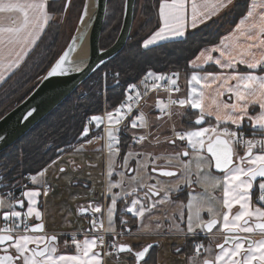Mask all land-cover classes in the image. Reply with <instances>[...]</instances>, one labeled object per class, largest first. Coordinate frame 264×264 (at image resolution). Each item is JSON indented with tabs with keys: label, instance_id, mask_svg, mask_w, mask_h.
I'll use <instances>...</instances> for the list:
<instances>
[{
	"label": "snow or ice",
	"instance_id": "snow-or-ice-1",
	"mask_svg": "<svg viewBox=\"0 0 264 264\" xmlns=\"http://www.w3.org/2000/svg\"><path fill=\"white\" fill-rule=\"evenodd\" d=\"M52 2L54 0H0V81H5L6 76L15 75L25 58L37 46L51 19L48 9ZM70 4L71 0H65V11ZM235 6L234 0H211L210 3L209 0H160V26L143 41L142 46L151 51L152 46L158 45L159 41H174L175 38L184 37L189 19L190 26L196 28L221 10ZM256 8L257 5L253 3L229 36L214 48H205L191 62V67L200 71H194L191 75L188 81L191 89L186 97L173 99L170 95L167 103H157L156 107L161 113L167 110L170 117L173 114L171 109L176 105L198 110L191 114L195 116L194 126L198 127L180 132L173 129L174 137L168 142L176 147H179L177 141L186 142L183 151L160 155L129 151L123 157L121 166L124 168L129 167L130 160L136 161V167L130 169L135 174L126 176L121 172L120 181L113 183L109 180L107 192L111 194V205L106 209L107 227L103 219L93 218L83 240L77 239V234L73 233L71 243L64 239L61 244L62 237L67 234H49L46 231L44 215L40 211L43 205L38 201L41 191L28 189L17 196L12 190L14 186L5 185L9 190L0 194V224L3 225L0 227V264H104L105 256L122 253L132 256L134 264H149L150 250L154 245L148 244L140 250H134L128 244H117L115 239L106 240V236L131 234V229L127 227L129 221L123 219L124 212L139 218L141 231H153L152 217L162 210L163 205L172 202L171 194L174 191H181L180 180L186 187L202 184L215 189L222 185V208L226 210L221 212L215 208L212 201L217 198L207 193V189L205 193H189L187 205H181V208L188 209L185 236L193 239L185 264H264V5H261L259 12ZM84 34L81 32L73 38L69 50L54 60L41 80L65 76L70 71H81L83 60L73 61L71 51L77 47V39H82ZM211 52H218L219 56L213 57ZM209 61H214L219 69L229 71H204L203 65ZM238 65L246 66L249 71H239ZM257 71L261 74H257ZM119 75L118 72L113 74L117 84ZM149 79L153 89H159L157 81H164L169 93L180 91L177 82L179 72L165 75L150 71L141 80L145 86L143 94L136 91L134 97L128 96L114 111L106 112V120L100 115H94L88 120V124L94 121L97 127L106 125L103 135H95L86 143L91 144L93 140L99 141L106 137L109 177L113 174L114 155L120 151V125H124L123 131L128 130L125 121L133 111V102L138 104L141 96L147 95ZM135 88V85H131L128 90L133 91ZM226 94L227 100L223 99ZM177 114L184 115L183 112ZM211 118H214V123ZM205 124L208 126H203ZM138 127H150L142 112L131 119V128ZM247 131H250V136L245 135ZM88 133L89 129L85 127L80 139L87 137ZM150 135L134 134L132 141L143 144ZM155 142L161 143L158 137ZM205 145L210 157L202 154ZM237 146L243 147L244 155L238 154ZM72 147L75 151L83 150V145L79 149ZM60 151L63 152V149ZM190 155L196 163L195 174L191 168L192 161L182 159ZM160 160L165 163L157 164ZM213 168L223 174L222 180L211 174ZM45 171L30 176L32 184L43 185ZM153 173H158V176ZM174 177L176 181L172 183H175V187L162 179ZM125 182L128 190L123 191L122 196L112 194L113 188L123 190ZM48 191L50 187L44 189L43 195L47 196ZM129 197L130 206L121 209V216L117 218L122 229L117 232V220L114 219L117 201ZM234 204L239 205L235 212ZM80 211H90L94 217L96 214L103 215L101 206L95 204L81 208ZM202 211L207 212L208 219L202 216ZM145 218L149 222L146 223ZM180 220L184 221L183 212ZM161 228L162 224L157 218L155 230ZM172 228L179 229V225H170L169 231ZM216 232L220 233L219 237ZM202 233L207 243L201 242ZM69 248H74V251L67 252ZM182 251L183 248H176L177 254Z\"/></svg>",
	"mask_w": 264,
	"mask_h": 264
},
{
	"label": "trees",
	"instance_id": "trees-1",
	"mask_svg": "<svg viewBox=\"0 0 264 264\" xmlns=\"http://www.w3.org/2000/svg\"><path fill=\"white\" fill-rule=\"evenodd\" d=\"M160 0H144L146 6L144 10L151 12L149 16H142L143 23L136 30L135 35L129 38L124 49L113 60L106 63L96 71L87 81L45 117L39 124L31 129L18 142L0 153V194L7 192L9 188L5 185L14 186L12 190L17 196L25 189L28 184L26 178L37 175L39 172L59 159L61 154L68 152L72 146L80 144V136L84 129L85 121L94 115L100 114L101 95L100 89L96 85L102 84L101 79L97 81V73H107L113 79V74L118 72L120 86H116L119 91L108 90L106 101L110 108L116 107L123 99L124 90L131 85H138L145 72H155L157 74H170L179 72V76L188 77L193 70L191 62L205 48L213 46L231 29L236 21L246 11V4L236 3L232 7L231 13L227 14V22H213L209 25L189 32L181 40L170 41L153 46L151 51L142 48L144 39L155 29H157V4ZM110 0L107 2L109 8ZM136 5V2H135ZM65 0L52 2L48 9L51 16L50 21L41 34V39L37 46L25 58V62L15 75L8 77L0 86V118L12 110L16 105L23 101L39 84L50 65L59 57L64 47L62 35L66 29L72 25L69 13L70 6L65 11ZM107 8V9H108ZM118 14L122 13V7L114 6ZM135 13V7H134ZM224 16L225 19L228 16ZM61 18L60 25L55 23V17ZM107 17V15H106ZM122 18L109 24L105 19L102 34L99 40L100 49L103 48L101 42L104 40L105 33H110L105 38L104 44L108 47L113 44L119 32ZM69 21V23L67 22ZM107 24V26H106ZM109 26V28H108ZM108 28V31H106ZM107 47V48H108ZM207 72H215L216 69L209 66L204 69ZM113 81H115L113 79ZM96 86V87H95ZM115 87V88H116ZM81 94H84L81 95ZM181 117V127L192 128L194 115L189 110L183 112ZM250 132V131H248ZM63 149V152L60 150ZM127 149L125 138L120 143V155L123 156ZM6 177V179H4ZM183 191V190H182ZM185 191H183L184 193ZM121 204L117 207L115 219L119 225L118 217L121 216ZM123 219L129 221V225L134 226L135 218L128 214H123Z\"/></svg>",
	"mask_w": 264,
	"mask_h": 264
},
{
	"label": "rangeland",
	"instance_id": "rangeland-1",
	"mask_svg": "<svg viewBox=\"0 0 264 264\" xmlns=\"http://www.w3.org/2000/svg\"><path fill=\"white\" fill-rule=\"evenodd\" d=\"M83 1L84 0H71L70 8L72 10L69 13V19L68 20L70 21V19H71L73 22H72V25L69 26L66 29V31L64 32V34L61 37L62 41H63V43L60 45L61 47L65 48L66 45L68 44L69 40L71 39L72 35H73L74 29L76 27L77 21L79 19L80 13H81V9H82V6H83ZM158 5H159V3L157 4L156 8L158 7ZM109 6H110L109 8L106 7L105 19L107 20V22L109 21V24H111L112 21H114L115 24H113V25H116V21L120 17L122 18V14L119 13L118 16H117V10L114 9V6H118L119 9H120V7H122V13H123L124 0H110ZM144 6H146V3H144V0H136L134 19H133L132 29H131L129 38L130 37L132 38L133 35H135L136 30L138 29L140 24L143 23L142 16L151 15V12H148V11L144 10ZM106 15H107V17H106ZM226 15H224V16H226ZM224 16L220 17L217 20L210 21V22L202 25L201 27L197 28L196 30H199V29H201V28H203V27H205V26H207V25H209L210 23H213V22H217L218 23V22H222L223 20H224V22H227L228 21L227 18L229 19V16L227 15L228 17L223 19ZM105 19H104V24H105ZM55 20H56L55 23L60 25L61 18L59 16H56ZM69 21H67V22L69 23ZM106 26H107V24H106ZM103 27H104V25H103ZM108 28H109V26H108ZM108 28H106V31H108ZM196 30H194V31H196ZM194 31H191V32H194ZM102 33L103 32H101V34ZM110 33H111V31H110ZM110 33H107V32L105 33V35L103 36L104 40H105V38L109 37ZM104 40L101 42V45H102L101 48H103L105 46V48L107 49L108 46L104 44ZM142 48H143V46H142ZM101 50H103V49H101ZM167 75H169V74H167ZM96 77H98L96 79L97 81H99L101 79V81L103 82V87H102V84L96 85L98 87V89H100V91H101L100 92V95H101L100 96L101 97V111H100V114H97V115L105 117V120H106V116H105L106 112L114 111L115 108L118 107L121 104V102H120L113 109L110 108V104H108L106 102L108 100L107 92H108V90H114L115 92H118L119 89L116 86H118V85L120 86V82L117 84V82L113 81V79L111 77H110L109 80H107V78L109 76L107 75V73H103V72H101L100 74L97 73L95 75V78ZM138 84H141V80L139 81ZM179 85H180V88H181V83L180 82H179ZM143 90L145 92L144 87H143ZM128 92H129V90H128V88H126L124 90V93H123V95H124L123 99L124 100L127 98ZM81 95L84 96V94H81ZM169 96H170V94H168L166 92H161V91L150 92V91H147V95H142L141 98L139 99V104H135L133 106V111H132V113L129 116H133L135 118V117L139 116L140 113L142 112L145 115L146 119L149 121L150 127H148V128L138 127L136 129H132L131 127L127 126V128H128L127 131H123L124 126L121 127L122 131L118 135L121 137V141L124 140V138H125L127 149H126V151H125L123 156L120 155V151L121 150L119 151V154L114 155V162L112 164L113 174H112L111 177L108 176V166H109V162L110 161L109 160L107 161V157H109V152L106 155H104L102 149H101V151L99 153L98 152H95V153L82 152L81 153V152H78V151L74 150V151H72V153L68 154L69 151L72 149L71 148L68 152H64V154L67 153L68 155H66L64 160L60 163V165L51 166L55 162H57L59 160L58 159L55 162H53L52 164L48 165L47 166L48 168L46 167L47 168V174H46V182L45 183H47L48 186L53 184L54 187H60V188L64 189L65 187L71 188V181H72V179H75V180H78L81 183H85L88 187L91 188V192L92 193L90 195V198L94 194L95 195L94 197H97V195H99V199H100L102 197L101 188H102L103 184L107 185V187H108V183H109L110 179H111V181L113 183H114V181L115 182L120 181L122 179V177L120 175L121 172L125 173L126 176H131V175L135 174V173H133L130 170V169L136 167V161L135 160H130L129 161V167L128 168H124V167L121 166L123 164V157L129 151L151 153L153 155H160L162 153L163 154H174L175 152L183 151L184 148L186 147V142L177 141V145H179V147L173 146L174 147L173 150L171 148H169L170 147L169 146L170 143L168 142L174 137L173 129H175L176 132H180V131L191 130L193 128V127L192 128L181 127L180 119H181V117L183 115H178L177 113L182 112L181 111L182 108L180 106H177V105L173 106V108L171 109V111L173 113L171 115V117L167 113L166 114H160V113L155 112L157 110L160 111V109L158 107H156L157 103L162 101V100L163 101H167L169 99ZM0 97H2V96L0 95ZM173 97L182 98V91L180 90V92L177 95L171 96V98H173ZM144 100H145V103H142ZM0 102L2 103V98H0ZM89 118L84 123V128L88 127V129H89L88 136L85 137L84 139H81L82 141L80 142V144L82 142L86 143L87 140L92 139L95 135H103L104 134V128H105L106 125H100L99 127H97L94 121H93L92 124H88ZM131 119H133V118L130 117L129 119H127L125 121V123L127 124V122L131 121ZM138 123H139V121H138ZM205 127H207V125H205ZM135 130L136 131H140L141 135H145L147 133H151V135L148 137V139L146 141H144L143 144H139V145H142V146H138L135 142L131 141L132 137L127 138L128 136L123 133V132H130L132 136L134 134L137 135V132H135ZM157 131H158V133L155 135V132H157ZM159 132H161V133H159ZM142 133H144V134H142ZM157 137L161 141V143L159 145L155 142ZM84 143H82V144H84ZM98 143L102 144L101 146L103 147V149H104V147L107 148L106 139L99 140V141L93 140V142L91 144H98ZM153 144H155V145L157 144V145L153 146ZM78 145H76V146H78ZM150 145L152 147H149ZM84 147L85 146H83V150H84ZM118 147L120 148V145H118ZM236 150H241L242 151L244 149H239L237 147ZM202 154L204 156H208L204 152V150H203ZM182 159L184 161H192L191 168H192L193 174H195V172H196V163H195L194 158L190 155L188 157H182ZM79 161H83L82 163L86 167V168H84L83 173H80L79 170H75L76 172L74 171V173H71V172L60 173V170L58 169L59 166H70L74 162H79ZM156 163L163 165L165 163V161L160 160V161H157ZM173 163L175 164L176 161H173ZM49 166H51V167H49ZM211 174L213 176H215V177L220 178V175H218V174H215V173H212V172H211ZM153 175H156V174H153ZM26 179H28L27 180L28 184L26 186L29 187V183H30L31 180L29 178H26ZM162 179H165V180L169 181L170 183L176 181L175 177L174 178H162ZM199 185L203 186L202 187L203 188V192H201V193H205V189H207V193H211L212 195H214L217 198L216 200H213L212 203L214 205H218L219 204V199H218L217 195L218 194H220V195L223 194L222 189H221L222 185L216 187L215 189H213L211 186L208 187L207 185H202V184H193L192 186L199 187ZM172 186L175 187V183H172ZM179 186L181 188V191L186 189V186L184 185L182 180L179 181ZM79 187H82V185L79 184ZM191 187H189V189ZM115 189H117V194H120L122 196L123 195L122 193H123L124 189H125V191L128 190L127 182H125L123 190L121 188H119V187H117ZM173 193H174V195H176V194H179L180 191H178V192L174 191ZM112 194H113V189H112ZM192 194L196 195V194H200V193L192 192ZM72 197H74V194L70 195V194L66 193L64 195V197H63V200L56 205V207H55L56 211L58 213H61L64 210L68 211V204H67L66 201L70 200ZM108 197H111L110 193H108ZM172 198L173 197L171 196V200H172ZM222 198H223V196H222ZM118 201L119 202H117V207L121 204L122 206H121L120 210L121 209H125L127 206H130L131 197H129V199L127 200V203L125 202V204L120 199H118ZM110 205H111V202H110L109 206ZM180 205H181L180 203L174 204L173 200H172L171 203L163 205L162 210L160 212H156L155 215L152 217L153 229L155 230V221H156L157 218H159L160 222L162 224V227L165 230H169V226L172 225V224H175V222L173 220V215H175V217H177V215H178L177 214V210L180 211V209H179ZM107 207H108L107 206V202H106V204L103 207H101L102 213L104 214V216L101 215V214H98V215H96L94 217L93 214H91V215L88 216V219L91 216H93L94 218H97V219H103L104 222H105V225H106L105 227H107V219H106V216H107L106 209H107ZM49 209L50 208H48V210ZM120 213H121V211H120ZM123 214H130L132 216L131 213H127V212H124ZM114 219H115V216H114ZM135 219L137 221V224H136V230L137 231L136 232L137 233H145V232L141 231L140 228H139V218H135ZM86 222H87V225L85 224V226H86V228H88V226L90 224H89L88 221H86ZM145 222L146 223L149 222L147 220V218H145ZM175 229H177V228H175ZM89 230L90 229H88L85 233H87ZM171 231H174V228H172ZM117 232H120V231L117 230ZM120 237L121 236L115 237V241H116L117 244L120 242L119 241Z\"/></svg>",
	"mask_w": 264,
	"mask_h": 264
},
{
	"label": "water",
	"instance_id": "water-1",
	"mask_svg": "<svg viewBox=\"0 0 264 264\" xmlns=\"http://www.w3.org/2000/svg\"><path fill=\"white\" fill-rule=\"evenodd\" d=\"M107 2L108 0L83 1L73 35L60 54L62 55L64 51L69 50V45L74 37H78L81 32L85 33L82 39H77V47L71 51L73 61L83 60L80 65L81 71H70L65 76L40 80L39 84L23 101L0 118V137H3V139H0V153L18 142L71 96L96 71L113 60L124 49L132 29L136 0H124L122 20L117 37L110 47L101 50L99 40ZM29 112L32 113L31 116L28 115ZM205 153L209 157L211 156L207 152V146L205 147ZM213 172L220 173L215 168H213ZM155 174L158 175V173Z\"/></svg>",
	"mask_w": 264,
	"mask_h": 264
},
{
	"label": "crops",
	"instance_id": "crops-1",
	"mask_svg": "<svg viewBox=\"0 0 264 264\" xmlns=\"http://www.w3.org/2000/svg\"><path fill=\"white\" fill-rule=\"evenodd\" d=\"M55 1H58V0H54V2ZM210 2H211V0H209V3ZM234 2H235V4L236 3H241V2L244 3L245 2V4H246V11L236 21L235 25L225 33V35L219 40V42L217 44L213 45V46L207 47L208 49L214 48L215 46H217L220 43V41L222 39H224L225 37L229 36V34L235 29V26L239 22V20L244 15L247 14V10L249 8H251V5L253 3H255L257 5V8H256V11L257 12L261 11V5H264V0H234ZM231 10H232V7L221 10L215 16H213L210 20L205 21L203 24L198 25L196 28H193V27L190 26V19H189V21L186 22L185 35L187 33L191 32V31L196 30L197 28L201 27L202 25H204V24H206V23H208L210 21L217 20L220 17H222V16H224L226 14H229L231 12ZM158 13H159V5L157 7V21H158V25L157 26L158 27L154 31L158 30V28L160 26V21H159V15H158ZM154 31L151 32V34L147 38H145V40L148 39L154 33ZM184 37L175 38L174 41L181 40ZM165 42H170V41H159L158 42V45L161 44V43H165ZM142 45H143V42H142ZM153 46H156V45H153ZM210 54L213 57H218L219 56V53L218 52H211ZM199 55H200V53L197 55V57ZM195 59H193V60H195ZM209 66L215 68L216 69L215 72H218V71L228 72L229 71V70H221V69H219V67L214 64V61H209V62L205 63L203 65V69H205L206 67H209ZM237 68L241 72L249 71L246 68V66H244V65H238ZM191 69L193 70V72L194 71H200L198 69H193L192 67H191ZM193 72L188 77L179 76V81H180V83L182 85V89H183L182 90V98L186 97L187 94H188V92L191 89V85L188 83V81L191 79V75L193 74ZM201 74H203V72H201ZM257 74H261V73H259L257 71ZM8 77L9 76H6L5 80ZM3 82L4 81H0V86H1V84ZM197 87H199V86H197ZM223 99L227 100L228 99V94H226L225 97H223ZM187 110H189L190 112H197L198 111V110H194V109H184V108L181 109L182 112L187 111ZM256 111L257 112L259 111L258 106H256ZM211 120H212V123L215 122L214 121V118H211ZM245 123H247V121H245ZM205 125H207V124H205ZM157 133H158V131L155 132V135ZM159 133H161V132H159ZM105 139H106V137H105ZM82 143H84V142H82ZM82 143L75 147L76 149H78L81 145L85 146L84 147V150L78 151V152H81V153L82 152H85V153H88V152H92V153L98 152L99 153L101 151V149L103 150V154L104 155H106L109 152L108 148H105L104 147V149H103V147L101 146L102 145L101 143H98V144H88V143L82 144ZM156 145L153 144V146H156ZM140 146H142V145H140ZM149 147H152V146L150 145ZM205 147H206V145H205ZM72 151H74L73 148L69 151L68 154L72 153ZM204 152H205V148H204ZM68 154L67 153L64 154V155L61 154L60 157H59V160L57 162H55L53 165H51V166L60 165V163L64 160V158ZM108 160H109V157H107V161ZM82 162L83 161L74 162L70 166H59L58 169L59 170L61 168L64 169V171L63 172L60 171V173H68V172L74 173L75 170H79L80 173H83V170L86 167H85V165ZM51 166H49V167H51ZM47 168H46V171H45L44 176L42 177V179H43L44 182H46ZM205 171H207V168H205ZM211 172L214 173L213 170H211ZM222 176H223V174H222ZM114 183H116V182L114 181ZM79 184H81L82 187H79ZM207 186L210 187V185H207ZM46 187H50V191H48L47 196H44L43 195V192H44V189ZM202 187L203 186H200V185H199V187L192 186L190 189H189V187H186V190H187V192H190V193H192V192H194V193H201V192H203V188ZM28 189L39 190L42 193V195L38 198V201H39V204L40 205H43L42 207H40V211L44 215V223L46 225V231L49 234H52V233L67 234L66 236H63L62 237L61 244H63V240L64 239H67L69 241V243H71V234L76 233L77 236H78L79 234L85 232L88 229L85 226V224L87 225V222H86L87 221V217L86 216L89 215V214H92V213L90 211L89 212H81L80 211L81 208H88L89 205H93V204L100 205L101 207H103L104 204H105V201L107 202V206H109V204L111 202V198L108 197L107 185L103 184V186L101 188V195H102V197L100 199H99V195H97V197H94L95 196L94 194L90 198V195L92 193L91 192V188L88 187L85 183H81V182H79L78 180H75V179H72V181H71V188L65 187L63 189V188H60V187H54L53 184H51L50 186H48L47 183H44L43 185H40V184H35L34 185L30 181L29 187H26L25 189H23V191L28 190ZM124 191H125V189H124ZM66 193H68L70 195L71 194H74V197H72L70 200L66 201L67 204H68V211L67 210H64L63 212L58 213L56 211L55 207H56V205L59 202H61L63 200V197H64V195ZM113 194H117V189L113 188ZM171 195H174V193H172ZM120 200H122V199H120ZM117 202H119V201H117ZM48 208H50V209L48 210ZM183 214H184V217L187 216V214H188L187 207H186V211ZM96 215H98V214H96ZM136 224H134L135 230H136ZM136 231H134V233H136ZM163 231H164V228L162 227L161 229H159V231H156V232L162 233ZM78 238L80 240H83L85 238V236H79ZM62 250H64V249H62ZM66 251L69 252V253H71V252L74 251V248H69Z\"/></svg>",
	"mask_w": 264,
	"mask_h": 264
},
{
	"label": "flooded vegetation",
	"instance_id": "flooded-vegetation-1",
	"mask_svg": "<svg viewBox=\"0 0 264 264\" xmlns=\"http://www.w3.org/2000/svg\"><path fill=\"white\" fill-rule=\"evenodd\" d=\"M169 146H170L169 148L173 150L174 148L173 145L169 144ZM237 152L239 155H244V150L242 151L237 150ZM217 174L220 175V178L222 180V173L220 172ZM259 179L260 178H258L257 182H259ZM183 191L185 192L183 193ZM183 191H180L179 194L171 195L174 198V199L172 198V200L174 201V204L180 203L181 205L182 204L185 206L187 205L190 192H187L186 189ZM222 196L223 194L217 195L219 199V204L214 205L215 208L221 212L226 211L225 209L222 208ZM255 199L256 197L254 195L253 201H255ZM127 200H121V201L125 204V202L127 203ZM181 205L179 206L180 208L178 207L180 211L177 210V214H178L177 217L173 215V220L175 224L179 225V229L174 228V231H169V230L164 229L162 233L156 232L159 230H154V231L145 232V233L136 232L135 234H125L119 238L120 242L118 244H128L132 246L134 250H140L143 246L148 245V244L154 245L153 249L150 250L149 264H185V258L188 254H190L191 245L193 244V239L190 236H185L187 216H185L184 221L181 222L180 214L182 211L183 213L186 211V207L181 208ZM238 208H239V205L234 204L233 212H235ZM201 214L205 219L209 218L206 211H202ZM135 223H137V221H135ZM127 227L130 228L129 225ZM116 229L119 231H122L120 225L116 226ZM180 229H183L184 231H180ZM214 231L216 230L214 229ZM216 235L217 237H219L220 233L216 232ZM79 236H83V235L79 234L77 238ZM203 236L204 234L202 233L201 242L207 243V240L203 239ZM177 247L183 248V251L179 254L176 253ZM104 264H134V258L127 253H122V254H118L114 256H105Z\"/></svg>",
	"mask_w": 264,
	"mask_h": 264
},
{
	"label": "built area",
	"instance_id": "built-area-1",
	"mask_svg": "<svg viewBox=\"0 0 264 264\" xmlns=\"http://www.w3.org/2000/svg\"><path fill=\"white\" fill-rule=\"evenodd\" d=\"M148 72H146V73H144L143 74V76H142V78H141V80H143L144 79V77L146 76V74H147ZM151 83H152V81H151V79H149V81H148V85H149V87H148V90L147 91H150V92H155V91H161V92H166V93H168V94H170L171 96H175V95H177L179 92H175V91H173L172 93H169L168 91H166V84H165V82L164 81H157L156 83L157 84H159L160 85V87H159V89L158 90H156V89H153V88H151ZM143 85V84H142ZM143 87H144V89H145V86L143 85ZM180 90H181V88H180ZM144 93V92H143ZM128 96H135L132 92H128V94H127V97ZM127 99V98H126ZM125 99V100H126ZM173 99H176V97H173ZM125 100H123L122 102H124ZM163 101V100H162ZM168 101V100H167ZM167 101H163L164 103H167ZM121 102V103H122ZM142 103H145V100L142 102ZM135 104H137V103H135V102H133V106L135 105ZM139 104V103H138ZM177 106H179V105H177ZM155 112H157V113H160V114H166L167 113V111H165V113H161V111H155ZM130 117H132V118H134L133 116H129V118ZM128 118V119H129ZM122 126H124L123 124L122 125H120V128L122 127ZM135 132H137V135L136 136H139V135H141V133H140V131H136L135 130ZM142 134H144V133H142ZM245 135L246 136H250V134L249 133H245ZM132 137V136H131ZM132 141V140H131ZM239 149H243V147L242 146H237ZM94 217L93 216H91V217H89V219H88V222H89V224H90V222H91V220L93 219ZM3 225L2 224H0V227H2ZM112 239H115V237H107L106 236V240H112Z\"/></svg>",
	"mask_w": 264,
	"mask_h": 264
},
{
	"label": "bare ground",
	"instance_id": "bare-ground-1",
	"mask_svg": "<svg viewBox=\"0 0 264 264\" xmlns=\"http://www.w3.org/2000/svg\"><path fill=\"white\" fill-rule=\"evenodd\" d=\"M135 86H136L135 90L130 91V92H132L134 95H135L136 91H139L140 93L143 94L144 90H143V85H142V83H141V84H138V85H135ZM129 87H130V86H129ZM129 87H128V89H129Z\"/></svg>",
	"mask_w": 264,
	"mask_h": 264
}]
</instances>
